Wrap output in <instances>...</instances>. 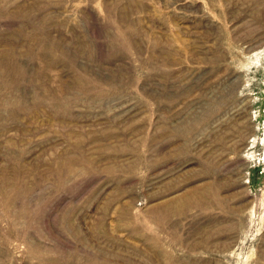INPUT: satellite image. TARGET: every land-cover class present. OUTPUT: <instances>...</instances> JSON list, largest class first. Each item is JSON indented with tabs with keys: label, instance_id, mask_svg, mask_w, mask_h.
I'll list each match as a JSON object with an SVG mask.
<instances>
[{
	"label": "rangeland",
	"instance_id": "rangeland-1",
	"mask_svg": "<svg viewBox=\"0 0 264 264\" xmlns=\"http://www.w3.org/2000/svg\"><path fill=\"white\" fill-rule=\"evenodd\" d=\"M0 264H264V0H0Z\"/></svg>",
	"mask_w": 264,
	"mask_h": 264
}]
</instances>
